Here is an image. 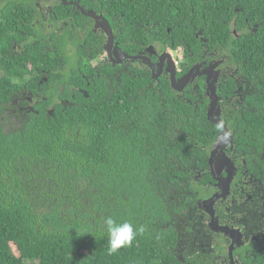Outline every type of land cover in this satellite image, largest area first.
<instances>
[{
	"label": "trees",
	"instance_id": "trees-1",
	"mask_svg": "<svg viewBox=\"0 0 264 264\" xmlns=\"http://www.w3.org/2000/svg\"><path fill=\"white\" fill-rule=\"evenodd\" d=\"M15 1L0 0V14L9 17V27L0 29V264H214L213 252L224 254V248L219 242L212 250L216 236L199 203L212 192L208 159L221 132L208 118L203 80L178 97L161 78L140 97L150 78L139 68L125 74L121 93L129 97H112L104 75L88 87L79 75V68L96 74L91 62L104 51L98 41L87 52L76 32L78 67L65 78L62 96L14 97L37 92L27 80L36 66L71 61L61 36L54 38L55 51L45 48L41 29L24 40L21 22L34 9ZM73 1L118 16L113 28L124 48L133 40L138 50L157 43L183 48L184 73L203 61L225 60L230 73L220 95L234 141L228 150L239 174L248 175L244 193L234 188L231 210L244 205L240 213L250 223H264L254 217L264 212L254 209L264 206V0ZM68 9L57 4L59 18ZM73 14L75 29L87 32L90 19L77 9ZM11 35L23 40V52L14 54ZM73 85L90 97L78 90L72 97ZM108 216L143 225L145 232L108 255L107 234L99 228ZM179 225L183 260L177 257ZM258 252L262 264L264 247Z\"/></svg>",
	"mask_w": 264,
	"mask_h": 264
},
{
	"label": "flooded vegetation",
	"instance_id": "flooded-vegetation-1",
	"mask_svg": "<svg viewBox=\"0 0 264 264\" xmlns=\"http://www.w3.org/2000/svg\"><path fill=\"white\" fill-rule=\"evenodd\" d=\"M15 2H19L23 7L26 8V10L34 9L33 16H30L27 19H23V21L21 22L22 28L24 30L22 32V36L25 37L24 40H26L27 32H30L29 38H32L34 36V31L32 30L41 29L46 35L47 40L49 42L48 45L45 46V48L50 51H55L56 43H55L54 38L56 36H61V38L64 39L65 41V48L68 51V55L71 61L68 63L58 64V65L55 63H50L48 68L44 65H40V67L36 66L35 70H31V73L27 77V80L28 82L36 84L37 92L34 93L30 90H26L23 93L15 94L14 97H61L62 96V93L64 92L63 86L67 84V82L64 81L65 78L68 76H72L73 70L78 67L77 64L74 63L73 58H72L75 51H77V48L75 47V42H74L75 40L74 33L76 32H77L79 40L82 41V43L80 44V47L85 48L87 52L93 50L95 46H98V41L102 43V49L104 51L100 59L93 60L91 62V67L93 68L94 72L96 71V74L95 73L87 74L85 71L79 68L80 70L79 75L87 82V87L90 85L91 81H95L97 78H101V76L104 75L105 83L107 84L108 90L114 92L112 97H129L127 95H122L121 93V89L123 87V80L127 79L125 77V74H129V76H131L132 74L136 73L139 68L143 70L144 72H146V74L150 78V81L147 84V86L144 89L141 88L140 97H143L142 96L143 93H146V97H148V93L154 87V82L158 84L161 78H165L169 80L171 83L172 82L171 74L173 73V71L177 72L176 77L178 80L184 77L194 67V66L191 67L186 73H184L183 68H182L183 64H181L182 59H184L183 48L181 49L182 59L177 64L174 58V55L172 54L173 50L169 49L165 44L160 45L159 43H157L156 45L145 46L143 49L138 50L135 48L134 43L136 42L135 40H133L132 47H129V48L122 47L119 41H117V32L113 28V25L115 24V22L120 21L119 17L113 16L111 19V15L107 16L108 14L106 15L103 9H101V7L98 12H95L93 9H88V10L85 9V10L88 12L89 11L95 12L98 16L102 17L104 20H107V22L111 26L113 34L115 36L114 37L115 43H114V46L112 47L111 53L113 55H116L118 50H121L123 53L129 56L145 55L155 65L154 69L151 66L143 63V61L141 60L134 61V60L128 59V60L123 61L122 63L112 62V60L109 59L107 52L105 50V45L108 42V35L102 28L96 29L97 21L95 19L88 17L90 21L86 24L87 27L89 26V30L87 32H84L83 30L75 29L73 11L74 9H77L78 11L80 10L74 4L65 5L63 0H33V1L16 0ZM67 2L68 3L70 2L79 3L80 5V1L67 0ZM59 3L69 8L67 13L65 15H62L61 18H59V16L56 13V6ZM82 8L84 9V7ZM103 8L106 9L107 6L103 4ZM4 27H9V17L0 14V29ZM144 28L147 33L149 34L152 33L151 30L149 29L150 28L149 24H147V27H144ZM168 32H170V29H168ZM11 38L13 39L12 35H11ZM150 47H152L153 51H150ZM24 48L25 46H24L23 40L18 41L17 39H13L12 50L14 51V54L23 52ZM131 52H134L136 54L134 55ZM164 53H168L170 57L165 56L163 58L162 56L164 55ZM218 61H223V63L220 64L216 70L220 71V77H219V82L217 84V88H218V95L221 98L220 106L222 108V120L224 122V119H223L224 100L222 96L220 95V90L222 88V84H221L222 80L227 78V76L230 73V69L226 65L225 60L223 59L203 61L197 65H202L203 67L201 71H203L204 69L209 67L210 64H215V62H218ZM104 65L111 66V69L109 72H106L105 70H103ZM85 67H87V64H85ZM200 80H203V82L205 83L206 96L209 97L207 94V77L206 76H199L195 80H192V82L184 89L183 92H177L176 90L174 89L173 90L177 92L178 97H183L184 93L188 91L189 89L196 90L198 88L197 82ZM43 86H48V87L42 88ZM70 90L72 92V97H77L74 94L75 90H78V92L80 93H84L85 97H90L88 92L85 91L81 87H77L73 85ZM104 97H107V96H104ZM132 97H138V96L135 94V95H132ZM30 103L31 105H33L34 101L30 100ZM30 108H33V107L31 106ZM228 149H231L230 146H228L225 151L227 155L232 159ZM236 168H237V173L231 185L230 196L226 200L224 199L218 200L216 202L215 209H216V215L219 218V220L221 221L220 217L223 218V221H222L223 224L220 222L222 226H228L232 229L239 230L241 232L243 245L241 247L236 246L234 248L233 261H232L229 255V249H230V246L232 245L233 239L230 236H226L223 233L213 232L210 229L212 235L216 236L215 239L213 238L212 250L217 249L219 242L222 244L224 248L223 250L224 254H220L221 253L220 250H218L217 252L216 251L213 252V253H217L214 257H211L213 259L214 264H247L249 263V261L251 262L250 264H258L256 263V260H257L256 253L259 254L258 251L261 252L264 247V223L263 222H259L257 224L250 223L249 216L246 214L240 213V209L246 208L244 205L235 207L234 211L231 210V208H234L233 205L235 204V200L233 196L234 188H236L237 191L241 190L242 193H244L245 188L243 187V184L248 183L247 182L248 175L245 174V177L243 178V176L239 174V169L237 166ZM221 176L225 177L226 173L223 172ZM217 185H218V182L215 179L212 184L207 185V188L212 190L211 195L205 199H202L201 201L209 199L214 194L219 193V189ZM254 209L264 210V206H261L260 208L256 207ZM257 216H259L261 219L264 218V212H261L259 215L255 214L254 217H257ZM210 221H211V218H210ZM184 239H185L184 228L183 226L179 225L178 243H177L176 248L178 249L177 257L181 260H183L182 254L184 251L183 246L185 244Z\"/></svg>",
	"mask_w": 264,
	"mask_h": 264
},
{
	"label": "water",
	"instance_id": "water-1",
	"mask_svg": "<svg viewBox=\"0 0 264 264\" xmlns=\"http://www.w3.org/2000/svg\"><path fill=\"white\" fill-rule=\"evenodd\" d=\"M65 5L74 4L77 8L82 12L83 15L95 19L97 21L96 29L102 28L108 35V42L105 45V50L109 59L114 63H122L125 60H141L146 65L151 66L153 69L155 65L152 61L145 55H137V56H129L123 53L121 50H118L116 55L111 53L112 47L115 43V36L113 34L112 28L102 17L98 16L93 11H86L83 9L79 3H68L67 0H63ZM103 19V20H102ZM102 21V22H101ZM150 51L152 47H150ZM170 57L168 53H164L162 56ZM117 59V60H116ZM223 61L215 62V64H210L209 67L202 70V65L194 66L184 77L177 80L176 71H173L171 74L172 82L171 86L177 92H183L184 89L199 76L207 77V94L210 99V104L208 108V118L215 124L223 122L222 120V108L220 106V96L218 95L217 84L219 82L220 71H217V67L222 64ZM224 124V122H223ZM224 129L226 132H229L230 135L225 138L222 133L219 134L218 139L211 150L210 157L208 159V164L210 167V173L213 178L218 182L219 193L214 194L211 198L200 201L199 207L204 210L211 218L209 223V227L213 232L223 233L226 236H230L233 239L232 245L229 249V255L233 261V252L234 248L241 247L243 245L242 242V234L239 230L232 229L228 226H222L220 224V220L216 215L215 205L216 202L220 199L226 200L231 194V185L234 180V177L237 173V168L234 161L227 155L226 148L231 145V149H233L234 141H233V133L229 130L228 126L224 124ZM225 172L226 176H221L222 173Z\"/></svg>",
	"mask_w": 264,
	"mask_h": 264
},
{
	"label": "clouds",
	"instance_id": "clouds-1",
	"mask_svg": "<svg viewBox=\"0 0 264 264\" xmlns=\"http://www.w3.org/2000/svg\"><path fill=\"white\" fill-rule=\"evenodd\" d=\"M217 131L221 132L225 138L230 135L229 132L225 131L223 122L218 123ZM99 228L102 232L107 234L108 255H113L123 248L131 247L137 236L142 235L145 232L143 225L136 226L126 220L118 222L112 216L103 218L102 224L99 225Z\"/></svg>",
	"mask_w": 264,
	"mask_h": 264
},
{
	"label": "built area",
	"instance_id": "built-area-1",
	"mask_svg": "<svg viewBox=\"0 0 264 264\" xmlns=\"http://www.w3.org/2000/svg\"><path fill=\"white\" fill-rule=\"evenodd\" d=\"M181 53H182L181 49L172 51V54L174 55V58H175L177 64L182 59Z\"/></svg>",
	"mask_w": 264,
	"mask_h": 264
},
{
	"label": "rangeland",
	"instance_id": "rangeland-1",
	"mask_svg": "<svg viewBox=\"0 0 264 264\" xmlns=\"http://www.w3.org/2000/svg\"><path fill=\"white\" fill-rule=\"evenodd\" d=\"M76 53H77V51H75V53L73 54V56H72V58L73 59H75L76 58ZM207 193V196L209 195V193L208 192H206Z\"/></svg>",
	"mask_w": 264,
	"mask_h": 264
}]
</instances>
